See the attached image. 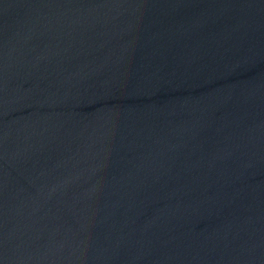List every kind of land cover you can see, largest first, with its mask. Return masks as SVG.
<instances>
[{
  "label": "water",
  "instance_id": "water-1",
  "mask_svg": "<svg viewBox=\"0 0 264 264\" xmlns=\"http://www.w3.org/2000/svg\"><path fill=\"white\" fill-rule=\"evenodd\" d=\"M0 264H264V0H0Z\"/></svg>",
  "mask_w": 264,
  "mask_h": 264
}]
</instances>
